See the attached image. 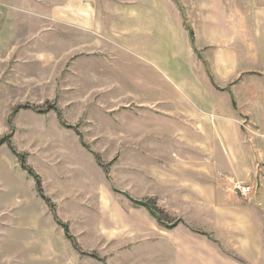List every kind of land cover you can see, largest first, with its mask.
Wrapping results in <instances>:
<instances>
[{
  "label": "rangeland",
  "instance_id": "obj_1",
  "mask_svg": "<svg viewBox=\"0 0 264 264\" xmlns=\"http://www.w3.org/2000/svg\"><path fill=\"white\" fill-rule=\"evenodd\" d=\"M88 3L0 36V264L243 263L264 236V0Z\"/></svg>",
  "mask_w": 264,
  "mask_h": 264
},
{
  "label": "crops",
  "instance_id": "obj_2",
  "mask_svg": "<svg viewBox=\"0 0 264 264\" xmlns=\"http://www.w3.org/2000/svg\"><path fill=\"white\" fill-rule=\"evenodd\" d=\"M146 1L147 0H145V2ZM152 1H156V3H154L156 8L150 10L145 9V17L159 10L160 12L162 11L165 13V8L167 7L166 0H148V2ZM257 2L260 3L262 0H257ZM87 5L90 6V8H95L89 3L87 4V0H0V36L11 41L12 38L15 40L13 35H16L20 32H26L30 34L43 32L47 33V31L50 30V24L48 21L55 20L53 19L55 15L63 20L62 24L64 25L68 24L65 19H69L72 16L74 18L70 19H73V21H78L80 24V22H82L80 18H85ZM169 9L172 10V7H169ZM245 13L246 12L243 11L242 16L241 12V17H244ZM247 17L252 18L254 26V47H258V44H260L259 47L264 49V12L260 8H257L252 10L250 16ZM30 18L35 20L37 26H31ZM242 24L243 22H241V26ZM19 27H21V31L18 30ZM81 28L84 30L85 27ZM4 32H6L9 37L3 36V34H6ZM262 56L264 57V52L262 53ZM255 206L262 210L264 203L258 201L257 205ZM257 220H260L261 223V213L259 216L255 217V221ZM252 242V251L249 249L248 251L245 250L244 252L239 253L244 259L243 263L239 264H258L257 260L254 261L255 263H253V261L251 262V255H253L254 258L255 256L264 257V236H261L260 238L257 236L256 227ZM245 253H249L250 256Z\"/></svg>",
  "mask_w": 264,
  "mask_h": 264
},
{
  "label": "built area",
  "instance_id": "obj_3",
  "mask_svg": "<svg viewBox=\"0 0 264 264\" xmlns=\"http://www.w3.org/2000/svg\"><path fill=\"white\" fill-rule=\"evenodd\" d=\"M251 191L252 188L244 183L238 182L234 185V192H236L240 196L246 197L250 194Z\"/></svg>",
  "mask_w": 264,
  "mask_h": 264
},
{
  "label": "trees",
  "instance_id": "obj_4",
  "mask_svg": "<svg viewBox=\"0 0 264 264\" xmlns=\"http://www.w3.org/2000/svg\"><path fill=\"white\" fill-rule=\"evenodd\" d=\"M186 28V27H185ZM187 29V28H186ZM190 33V32H189ZM192 36V33H190L189 34V37H191ZM23 161V160H22ZM23 169H25V170H27L28 172H29V174L34 178V180L36 181V183H37V186H38V190H39V192H40V194H41V190H40V185H39V183L37 182V178L33 175V172H31L29 169H26L25 167H23ZM41 197H42V199H43V195L41 194ZM44 201H45V199H43ZM47 203V202H46ZM48 205H49V203H47ZM142 206H144V207H148V209H151L148 205H142ZM49 207H50V205H49ZM51 209L53 208L52 206L50 207ZM90 257H92V258H94V255H91Z\"/></svg>",
  "mask_w": 264,
  "mask_h": 264
}]
</instances>
